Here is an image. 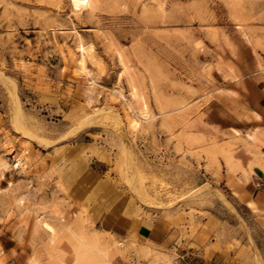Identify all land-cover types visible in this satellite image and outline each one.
Masks as SVG:
<instances>
[{
	"label": "rangeland",
	"instance_id": "rangeland-1",
	"mask_svg": "<svg viewBox=\"0 0 264 264\" xmlns=\"http://www.w3.org/2000/svg\"><path fill=\"white\" fill-rule=\"evenodd\" d=\"M261 93L264 0H0V264H264Z\"/></svg>",
	"mask_w": 264,
	"mask_h": 264
},
{
	"label": "crops",
	"instance_id": "crops-1",
	"mask_svg": "<svg viewBox=\"0 0 264 264\" xmlns=\"http://www.w3.org/2000/svg\"><path fill=\"white\" fill-rule=\"evenodd\" d=\"M244 97V95H241L242 102ZM253 104L254 105L250 106V108L247 106H245V108L247 107L248 110L255 115L254 120L257 121L255 128L264 127V95L261 93L259 98L255 100ZM254 132L253 135L257 134L256 131ZM258 136L260 139L264 140V135ZM248 138L251 139L252 137ZM253 161L260 163H254L251 168H248L246 167L247 163L241 158V164L246 168V172L241 170V198H243L245 202H249L250 199L255 196V199H257V205L264 209V145L261 147L260 153Z\"/></svg>",
	"mask_w": 264,
	"mask_h": 264
},
{
	"label": "bare ground",
	"instance_id": "bare-ground-1",
	"mask_svg": "<svg viewBox=\"0 0 264 264\" xmlns=\"http://www.w3.org/2000/svg\"><path fill=\"white\" fill-rule=\"evenodd\" d=\"M83 1H85V0H73V2H74V5H76V6H79V4L81 3V2H83ZM86 51V50H85ZM82 62V61H81ZM83 64H84V61L82 62ZM84 66V65H83ZM133 121V120H132ZM135 121V120H134ZM263 166V165H262ZM87 246V245H86ZM88 247V246H87ZM81 254V253H80ZM82 255V254H81Z\"/></svg>",
	"mask_w": 264,
	"mask_h": 264
}]
</instances>
